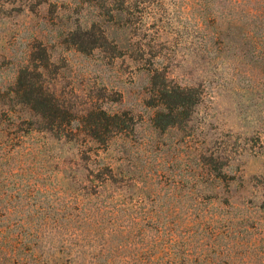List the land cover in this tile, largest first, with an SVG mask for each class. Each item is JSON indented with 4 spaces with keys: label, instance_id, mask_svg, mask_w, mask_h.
Returning <instances> with one entry per match:
<instances>
[{
    "label": "rangeland",
    "instance_id": "rangeland-1",
    "mask_svg": "<svg viewBox=\"0 0 264 264\" xmlns=\"http://www.w3.org/2000/svg\"><path fill=\"white\" fill-rule=\"evenodd\" d=\"M124 2L0 0V264H264V0Z\"/></svg>",
    "mask_w": 264,
    "mask_h": 264
},
{
    "label": "trees",
    "instance_id": "trees-1",
    "mask_svg": "<svg viewBox=\"0 0 264 264\" xmlns=\"http://www.w3.org/2000/svg\"><path fill=\"white\" fill-rule=\"evenodd\" d=\"M119 10L120 11H126L128 10V6H125V2L124 0H119ZM180 90V91H179ZM184 90L183 89H180L177 87V89H172V90H167V93L168 95L170 96H174V94L178 97L182 94H184ZM34 101L36 103H38L39 105H42L45 109H48V110H62L63 112L65 113H69L67 110L65 109H61L58 102L56 100H54V98L51 96V95H48L46 97H41L40 95L38 96H35L34 98ZM166 104L165 103H162V107H164L163 109H165L167 106H165ZM162 113H164V111H162ZM103 114L105 115L106 118H109L110 120H116V118L118 117V115H110L108 114L107 112H104L103 111ZM91 135L95 138L99 137V131L96 129L94 130V132H91ZM137 264H161L159 263V261H156L154 259H148V260H139L137 262Z\"/></svg>",
    "mask_w": 264,
    "mask_h": 264
}]
</instances>
